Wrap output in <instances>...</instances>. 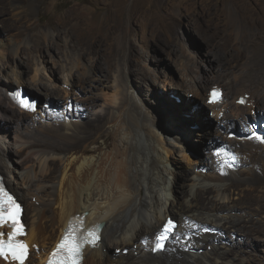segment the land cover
Masks as SVG:
<instances>
[{
    "label": "bare ground",
    "instance_id": "bare-ground-1",
    "mask_svg": "<svg viewBox=\"0 0 264 264\" xmlns=\"http://www.w3.org/2000/svg\"><path fill=\"white\" fill-rule=\"evenodd\" d=\"M12 6L15 13L20 15L30 11L34 4L30 0H13ZM2 8L5 11L7 9ZM174 23L175 20L170 24ZM47 25L60 32L67 26L76 28L78 22L54 15ZM45 39L49 46L55 45V41L49 40L48 35ZM6 45V39L1 38L0 95L4 91L6 93L12 84L15 85L14 89L29 83L45 94L42 104L51 102L55 107L61 106L64 110L62 113L67 116L64 121L59 117L61 115L58 110H49L52 112L48 113V109L43 106L34 113L23 111L9 96L11 105H2L0 109V117L5 120L10 117L26 118L25 114L30 116L25 122L19 118L16 122L17 126L23 128L20 131V137L23 138L21 142L25 141L32 147L31 155L35 158L32 169L25 174L19 173L20 177L15 171H10V175L7 174L5 178L9 187L26 203V238L33 248L27 264H42L68 227L71 218L85 211L88 224L103 222V239L98 248L87 249L83 264H185L197 261L198 256L208 260L209 264H222L225 259L228 260L227 264H233V260L228 259L232 252L227 248L233 242L226 244L223 240L219 241L222 236L218 231H243L247 223L242 213L231 214L234 209L241 208L234 201L233 195L236 190L241 191L243 185L240 181L241 173L235 169L240 159L231 155L235 150L234 141L229 140L227 135L229 131L240 134L236 138L243 144L240 150L256 151L254 144H257L261 148V154H264V139L261 142L258 139L252 140L249 137L252 135L248 136L240 129V125L249 123L252 127L255 124V131L264 134V120L260 119L259 114L263 111L261 115H264V65L256 66L253 58L245 61L239 68L240 71L230 72L227 81L229 90L225 91L224 102L209 105L207 99L211 84L222 86L227 68L217 63L208 53L203 71H191L192 68L189 73L187 68L180 72L181 76L177 81L171 77L166 79L168 81L165 82L171 88L169 95L162 90L159 94L153 90L152 100L155 101L157 110H151L142 102L139 92L134 88L132 74L135 73L133 66H136V62L133 58L118 55L115 81L110 87L111 92H108L104 78L95 76L92 71L98 66L103 69L104 64L109 69L112 68L114 60L111 57L100 62L97 59V64L93 62L92 69L88 71L80 67L82 57L79 53H76L77 59L74 57L69 61L70 66L66 69L60 60L49 67L37 64L36 71L28 81L26 73L30 69L22 68V65H28V59L22 60L23 47L19 45L10 49L13 51L15 64L6 67L3 61ZM201 62L196 57L194 66ZM59 64L64 70V76H61L63 82L56 75L55 65ZM79 74L81 75L77 76ZM144 77L152 79L148 72L144 73ZM86 79H90L89 83L93 88H96L95 80L102 81L103 88L99 94L102 103L91 111L90 119L82 122L80 117L84 104L92 105V101L98 98L97 94H90L93 91L85 86ZM169 84L166 86L169 87ZM191 93L194 97H190ZM245 93L250 94L249 104L243 106L237 103V99ZM174 95L183 99L181 105L171 99ZM208 108L213 111V118L207 112ZM254 109L259 110L255 116L251 115ZM220 113L223 115L220 116ZM161 117L165 118L164 123ZM1 130L0 126V133ZM251 130L253 129L250 128ZM223 135L226 137L221 140ZM16 136L14 138L17 140ZM194 136L210 141V144L204 145L205 149L214 147L215 152L207 151L203 154L205 153L206 158L217 156L216 163L220 162L226 170L215 171L214 164L215 166H211L212 172L199 168L191 176L186 174L185 183L180 185L183 188V191L180 190L182 194L176 196L173 190L177 182V171L171 158L177 149H182ZM109 137L111 141L107 142ZM223 143L225 145L222 146ZM12 151L10 146L7 148L0 141L1 172H8L6 161L15 156ZM254 188V185H249L243 189L245 199L249 200L248 194L254 192ZM34 197L36 201H33ZM246 204L248 206L249 203ZM247 206H242L241 209L244 210ZM171 213L184 216L183 219L180 216L181 223L186 220L190 222L181 224L174 232L173 236H176L182 229L179 241H172L171 236L170 249L167 247L155 254L151 251L152 242L162 221ZM199 229L211 233V236L206 235L204 239L198 240L197 245L206 247L203 251H196L194 248V239ZM143 241L147 243L144 245ZM131 242L133 243L127 245ZM36 245L40 246L39 251L34 249ZM174 245L176 248L171 251ZM121 247L122 250L130 248L133 255L116 254L114 249Z\"/></svg>",
    "mask_w": 264,
    "mask_h": 264
},
{
    "label": "rangeland",
    "instance_id": "rangeland-1",
    "mask_svg": "<svg viewBox=\"0 0 264 264\" xmlns=\"http://www.w3.org/2000/svg\"><path fill=\"white\" fill-rule=\"evenodd\" d=\"M12 1H0V39H6L7 44L5 47L7 48L6 53L3 55L4 60H2L5 62L6 67L14 66L12 50L15 46L21 45L23 47L22 60L23 58L28 59V65L24 64L22 68L28 67L30 69V72L26 73L28 81L36 71L37 64H46L45 67H49L60 60L66 69L70 66L69 61L74 57L77 59L78 54L76 53H79L82 57L80 67L88 71L92 69L91 64L93 62L97 64V59L100 62L106 57H111L114 60L112 68L109 69L104 64L103 69L98 66L92 71L95 76L104 78V84L108 85L106 90L111 92L110 87L113 86L115 81V62L118 55H125L128 59H135L136 66H133L135 73L132 74V79L134 88L139 92L142 102L147 108L157 110L155 101L152 100L153 90L158 94L162 90L169 95L171 88L170 84L165 82L168 81L166 79L171 77L172 80L177 81L181 76L180 72L187 68L186 71L189 73L196 69L203 71L205 67L203 65L207 64L205 58L208 53L216 59L217 63L227 68L224 72V82L222 81V87L226 92L229 90L227 89V81L230 78V72L232 74L240 71L239 68L245 61L253 58L256 61V66L264 65V0H30L33 2L34 7L20 15L13 10ZM2 7L7 8L6 11ZM54 15L65 20H77L78 28L67 26L60 32L54 31L47 25ZM173 19L175 23L171 25L170 23L174 22ZM232 19L234 21H231ZM235 20H237V23ZM239 22L240 25L238 26ZM46 35L49 36V40L53 39L55 41L54 46L51 47L46 43ZM196 57H199L202 61L198 66H194ZM55 66L56 75L60 77L61 82L64 70L61 64ZM79 70L81 72V69ZM145 72L152 75V79H145ZM187 77L193 78L194 76ZM89 81L90 79H86L85 86L89 89L92 88L91 91L94 93L91 92L90 94H97L98 98L96 97L92 101V105L89 103L84 104L85 107L81 109L82 116L80 117L82 122L90 119L92 116L91 111L102 103V97L99 96L103 88L102 81L95 80L96 88H93ZM240 81L239 83H241ZM167 84H169V87L166 86ZM14 86V84L10 85L8 91L13 90ZM24 87L46 98L44 93L39 92L29 83L25 84ZM8 91L6 93L4 91L0 95V109H2V105H11L9 104ZM190 97H194V94L191 93ZM171 99L178 105L183 103L180 96L174 95ZM39 106L48 109V113L58 110L61 115L59 117L64 121L67 119V116L62 113L64 110L61 106L55 107L51 102L40 103ZM49 110L52 111L49 112ZM207 112L213 118V111L208 108ZM262 112H259L260 119L264 120V115H261ZM156 113L158 112L156 111ZM25 115H27L26 118L10 117L6 120L0 117V126L3 130L0 133V136H2L0 141L5 147L10 146L13 150L12 153L15 155L11 160L6 161L8 172L0 171L5 178L10 171H15V174L20 177L19 173L25 174L32 169L34 164L35 158L31 155L32 147L25 141L21 142L23 138L20 137V131L23 128L17 126L18 122H16L17 118L25 122L27 117H30L28 114ZM161 118L163 119L162 123H164L165 118ZM250 128L253 130L250 131ZM240 129L248 136L252 135L249 136L252 137V140L258 139L260 141L264 139V134L255 131V124L251 127L249 123H246L244 126L240 125ZM262 129L264 130V127ZM228 133L227 137L229 140L233 139L235 147L231 155H234L235 159H240L235 169L241 173L240 181L243 185L241 191L235 189L234 201L241 208L247 206L246 203L249 204L244 210L238 208L231 213L245 215L247 223L245 230L227 231L224 229L218 231L222 236L219 241L223 240L226 244L233 242L227 247L232 252L228 259H232L233 264H264V154H261V148L257 144H254L256 151L240 150L243 144L236 140L240 134L233 131ZM15 136L19 139H17L18 141L14 138ZM23 137H25L24 134ZM225 137L223 135L220 139L224 140ZM106 141L110 142L111 137L107 138ZM220 141L218 142L220 143ZM22 143L24 145L26 143V145H21ZM206 143L210 144V141L200 140L194 136L192 140L188 141L187 145L183 146L182 149H177L176 153L172 155L171 159L177 171V182L173 190L176 196L182 194L180 190L183 191V188L180 185L185 183L186 174L191 176L199 168L212 172L211 166L215 165V171L224 172L226 170L220 162L216 163L217 156H208L207 159L205 153L203 154L207 151L215 152L214 147L205 149L204 145ZM223 145L225 144L223 143ZM216 152L218 153V150ZM218 155H221V153ZM249 185H254L256 189L254 188V192L248 194L249 200H247L244 198L245 192L243 189L249 187ZM19 199L26 207L25 201ZM33 201H36L35 197ZM170 215L184 218V216L174 213ZM24 217L27 221V207ZM196 227H198V224H196ZM181 234L182 229L176 236L172 237V241L173 239L174 242L179 241ZM206 235L211 236V233L204 229L197 231L194 239L196 251L197 249L203 251L206 248L203 245H197L198 240L204 239ZM146 242L143 241V243ZM224 242L220 243L224 245ZM170 247L171 244L168 249ZM175 248L176 245L171 248V251ZM117 249H114L116 254H124L122 247ZM128 254L133 255V252L130 250L129 253L124 255ZM137 254L136 251L135 255ZM198 257L197 261L185 264H209L208 260H205L202 256ZM227 263L228 260L226 259L222 262V264Z\"/></svg>",
    "mask_w": 264,
    "mask_h": 264
},
{
    "label": "snow or ice",
    "instance_id": "snow-or-ice-1",
    "mask_svg": "<svg viewBox=\"0 0 264 264\" xmlns=\"http://www.w3.org/2000/svg\"><path fill=\"white\" fill-rule=\"evenodd\" d=\"M219 92L213 89L211 97L214 100L218 97ZM243 102V100H241ZM21 105L25 108L30 105L20 101ZM259 138V137H257ZM235 158V157H233ZM19 205L12 201L11 197L8 198L7 203L0 197V225L11 223L13 231L7 233V239H3L4 233H0V257L7 258L11 256L14 261H19V264H24V259L27 253V245L16 240L17 235L20 234V229L17 227L19 221L17 219L19 212ZM173 227L172 221L170 220L168 224L164 226L165 232L169 231ZM165 237L161 235L159 237L160 241H163ZM99 240V236L95 234V229L87 230V235L82 238L75 235V229L69 228L65 236L62 238L60 244L57 246L56 252L53 256L58 253H63L62 258L56 262V264H79V259L82 256V248L84 243H89L95 246ZM164 245L162 243H157L154 250L162 249ZM49 264H53L52 261Z\"/></svg>",
    "mask_w": 264,
    "mask_h": 264
},
{
    "label": "clouds",
    "instance_id": "clouds-1",
    "mask_svg": "<svg viewBox=\"0 0 264 264\" xmlns=\"http://www.w3.org/2000/svg\"><path fill=\"white\" fill-rule=\"evenodd\" d=\"M22 86H23V85H22ZM213 86H216V85H212L211 88H212ZM23 87H24V86H23ZM220 87H222V86H220ZM15 88H16V87H15ZM24 88H25V87H24ZM211 88H210V89H211ZM222 88H223V87H222ZM25 89H26V88H25ZM210 89H209V93H210ZM223 89H224V88H223ZM26 91H27V89H26ZM224 91H225V89H224ZM27 93H28V92H27ZM28 94H29V93H28ZM29 95H30V94H29ZM31 96H32V95H31ZM208 98H209V96H208ZM38 102H39V101H38ZM207 103L209 104L208 99H207ZM39 104H40V103H39ZM209 105H213V104H209ZM218 105H219V104H218ZM243 106H245V105H243ZM39 108H40V106H39ZM38 110H39V109H38ZM257 113H258V110H255V109L252 110V114H253V116L257 115ZM7 184H8V183H7ZM8 186H9V185H8ZM166 216H171L172 218L175 217V218L178 219V223H179V225H180V226L178 227V229L181 227V224H182V225H185V224H188V223L190 222V220H186V221H184V223H185V222H187V223L183 224V223H181V220H180V218H179L178 216H175V215H166ZM164 219H165V218H164ZM174 220H175V219H174ZM163 221H164V220H163ZM163 221H162V223H161L160 229H161V227H162ZM160 229H159V231H160ZM178 229H177V230H178ZM159 231H158V232H159ZM158 232L156 233V235L158 234ZM173 235H174V234H172L171 236L173 237ZM171 236H170V237H171ZM154 238H155V237H154ZM169 242H170V238H169L168 241H167L166 248L169 247V245H170ZM144 244H145V243H144ZM153 245H154V240H153V242H152V246H153ZM164 250H165V249H164ZM164 250H161V251H158V252H162V251H164ZM151 251H152V247H151ZM152 252H153V251H152ZM158 252H153V253L156 254V253H158Z\"/></svg>",
    "mask_w": 264,
    "mask_h": 264
},
{
    "label": "water",
    "instance_id": "water-1",
    "mask_svg": "<svg viewBox=\"0 0 264 264\" xmlns=\"http://www.w3.org/2000/svg\"><path fill=\"white\" fill-rule=\"evenodd\" d=\"M27 92L32 95L35 99H37L39 101V103H44V98L40 95H38L37 93L35 92H32L31 90L27 89Z\"/></svg>",
    "mask_w": 264,
    "mask_h": 264
},
{
    "label": "trees",
    "instance_id": "trees-1",
    "mask_svg": "<svg viewBox=\"0 0 264 264\" xmlns=\"http://www.w3.org/2000/svg\"><path fill=\"white\" fill-rule=\"evenodd\" d=\"M173 219H175L176 221H178V219H177V218H175V217H173Z\"/></svg>",
    "mask_w": 264,
    "mask_h": 264
}]
</instances>
